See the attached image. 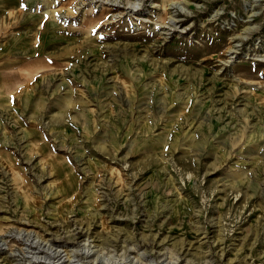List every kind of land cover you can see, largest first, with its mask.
Instances as JSON below:
<instances>
[{
	"label": "rangeland",
	"instance_id": "374dc122",
	"mask_svg": "<svg viewBox=\"0 0 264 264\" xmlns=\"http://www.w3.org/2000/svg\"><path fill=\"white\" fill-rule=\"evenodd\" d=\"M0 4V264H264V0Z\"/></svg>",
	"mask_w": 264,
	"mask_h": 264
},
{
	"label": "crops",
	"instance_id": "0c3cea01",
	"mask_svg": "<svg viewBox=\"0 0 264 264\" xmlns=\"http://www.w3.org/2000/svg\"><path fill=\"white\" fill-rule=\"evenodd\" d=\"M1 5V4H0ZM2 6V5H1ZM7 7H9V5H6ZM17 7L18 8H20V4H19V2H17V4H16V6L15 7H10L11 8V10H16L17 9ZM18 12H19V10H18ZM43 16H45V15H43ZM45 18H46V16H45ZM44 18V21H42V22H40L38 25H39V29L40 28H42V30H43V32H44V30H45V27H46V19ZM35 38V36H33V39Z\"/></svg>",
	"mask_w": 264,
	"mask_h": 264
},
{
	"label": "bare ground",
	"instance_id": "6f19581e",
	"mask_svg": "<svg viewBox=\"0 0 264 264\" xmlns=\"http://www.w3.org/2000/svg\"><path fill=\"white\" fill-rule=\"evenodd\" d=\"M27 241V240H26Z\"/></svg>",
	"mask_w": 264,
	"mask_h": 264
}]
</instances>
